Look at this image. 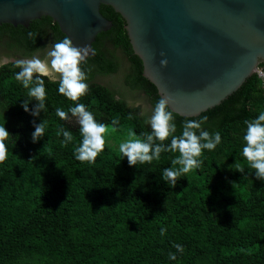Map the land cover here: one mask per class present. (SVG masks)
Segmentation results:
<instances>
[{
    "label": "trees",
    "instance_id": "trees-1",
    "mask_svg": "<svg viewBox=\"0 0 264 264\" xmlns=\"http://www.w3.org/2000/svg\"><path fill=\"white\" fill-rule=\"evenodd\" d=\"M100 11L112 26L92 43L95 54L83 66L86 72L91 69L89 91L79 103L98 122L112 127L118 118L120 123L106 135L104 151L91 164L75 159L82 139L79 125L56 115L57 108L67 112L75 106L59 94L58 82L44 78L47 112L33 116L37 101L25 112L27 89L15 79V60L40 53L44 58L51 44L66 35L49 16L27 27L0 25V52L20 54L0 68V125L11 135L7 159L0 163V264H264V181L242 156L244 121L264 112L261 78L251 74L223 101L196 116L174 112L177 135L185 120L207 117L202 127L219 132L222 139L215 150H204L201 166L173 187L162 174L179 167L172 163L178 153L163 152L158 161L134 167L119 151L130 131L138 137L151 131L141 108L129 107V94L143 91L151 109L161 97L142 74L122 16L106 4ZM29 31L37 35L35 42ZM117 48L130 64L119 91L92 81L117 73ZM258 66L264 69V61ZM44 120V137L34 143V123ZM61 126L73 134L67 145L57 135ZM236 164L244 173L235 170ZM161 228L166 229L163 236ZM175 244L183 246L182 254Z\"/></svg>",
    "mask_w": 264,
    "mask_h": 264
},
{
    "label": "water",
    "instance_id": "water-1",
    "mask_svg": "<svg viewBox=\"0 0 264 264\" xmlns=\"http://www.w3.org/2000/svg\"><path fill=\"white\" fill-rule=\"evenodd\" d=\"M101 4L122 16L143 76L179 115L219 104L264 61V0H0V25L49 16L75 46L92 47L112 26Z\"/></svg>",
    "mask_w": 264,
    "mask_h": 264
},
{
    "label": "clouds",
    "instance_id": "clouds-1",
    "mask_svg": "<svg viewBox=\"0 0 264 264\" xmlns=\"http://www.w3.org/2000/svg\"><path fill=\"white\" fill-rule=\"evenodd\" d=\"M36 36L29 31V39L35 42ZM90 54H95V49L90 45L77 47L73 44L69 36L51 44L46 51L44 58L32 56L29 59L15 60L14 67L19 71L15 79L21 83L24 89H27V98L22 107L25 112L29 111V103L32 100L37 101L35 108L31 111L33 116H39L41 111L47 112L46 107V88L45 79L58 82L59 94L74 102L75 106L64 111L61 108L55 110L56 115L61 120H69V113L75 118L79 125L81 142L75 148V159L80 162L95 163L99 154L104 151L105 137L109 134V125L98 122L92 112L86 109L80 99L87 95L91 69L86 72L83 68L88 63ZM164 53H161L163 56ZM8 60L0 59V68L4 67ZM161 67H166L168 61L162 59ZM259 68V66L257 67ZM256 68V69H257ZM256 73V70L255 72ZM169 96H162L152 109V114L147 115V109L141 107L143 100L129 101V107L141 108L140 116L146 117L144 123L150 125V132H143L137 136L135 132H129V139L120 143L119 151L123 157L128 160L129 166L136 167L137 164L152 163L159 160L161 153H178V156L172 161L173 165L179 167L166 168L163 171L162 178L167 184L173 187L177 185L179 178L194 169H198L202 161L200 157L204 150L213 151L221 143L219 132L210 133L202 126L207 122V117L200 120H185L182 124V131L177 135V125L175 123L174 111L170 108ZM131 117V114L129 116ZM118 118L111 121V132L117 130L119 125ZM245 134L243 136L244 146L242 156L247 162L249 168L254 170L257 179L264 181V112H261L256 118L245 120ZM47 120L39 124L34 123L35 131L32 133L33 142H37L44 137ZM57 135L63 136V145L73 141V134L70 130H65L63 126L59 129ZM11 135L3 125H0V163L7 159L8 148L6 141ZM170 143L166 144V141ZM58 167V166H57ZM235 170L244 173V167L236 164ZM166 229L161 228L160 234L163 236ZM181 254L184 248L180 244L173 245ZM175 253H169V259L176 260Z\"/></svg>",
    "mask_w": 264,
    "mask_h": 264
},
{
    "label": "flooded vegetation",
    "instance_id": "flooded-vegetation-1",
    "mask_svg": "<svg viewBox=\"0 0 264 264\" xmlns=\"http://www.w3.org/2000/svg\"><path fill=\"white\" fill-rule=\"evenodd\" d=\"M0 59H7L8 60V62L9 61H13V60H15V59H17L19 56H20V54H17V53H1L0 52ZM115 54H116V56H117V59L119 60V62L121 63V66H120V69L117 71V73H119L120 74V77H119V79L118 80H114L112 77H111V79L110 80H108L107 78H106V76L104 77V79H99L100 77L99 76H97V77H94V79H92V81H97V82H99V83H103V84H105V85H107V86H109V87H111L112 89H114L115 91H119L118 90V88H119V80H120V78H121V76L124 74V73H126V71L125 70H127V68L129 67V62H128V60H127V58H126V56L124 55V53H123V51L121 50V49H116L115 50ZM125 65H124V64ZM116 74V72L114 73V74H112V76L113 75H115ZM143 94H144V92L143 91H141ZM115 96L116 97H118L119 96V94L117 93V92H115ZM127 101H129V98L127 99Z\"/></svg>",
    "mask_w": 264,
    "mask_h": 264
},
{
    "label": "rangeland",
    "instance_id": "rangeland-1",
    "mask_svg": "<svg viewBox=\"0 0 264 264\" xmlns=\"http://www.w3.org/2000/svg\"><path fill=\"white\" fill-rule=\"evenodd\" d=\"M36 56H39L40 58L43 59V56H42L41 53H40V54H36ZM123 64H124V63H123ZM124 65H125V64H124ZM111 77H112L114 80H118L119 77H120V74H119V73H116L115 75H113V76H107L106 78H107L108 80H110ZM99 79H100V78H99ZM139 99H142V100H143V104H142L141 107L146 108L147 111L152 110V109H151V106H150V104H149V101H148V99H147V97H146L141 91H134V92L132 91L131 94H129V101H130V100H131V101H136V100H139ZM68 121H69V123H71V124H73V125L77 124L75 118H72L71 116H70V119H69ZM109 131H111V127H109ZM109 143H110V144H113L112 141H109Z\"/></svg>",
    "mask_w": 264,
    "mask_h": 264
},
{
    "label": "built area",
    "instance_id": "built-area-1",
    "mask_svg": "<svg viewBox=\"0 0 264 264\" xmlns=\"http://www.w3.org/2000/svg\"><path fill=\"white\" fill-rule=\"evenodd\" d=\"M256 73L261 78L262 84L264 85V69L259 67L256 69Z\"/></svg>",
    "mask_w": 264,
    "mask_h": 264
}]
</instances>
